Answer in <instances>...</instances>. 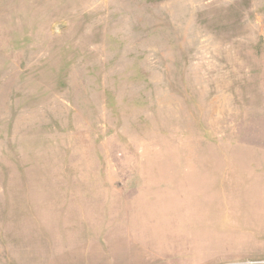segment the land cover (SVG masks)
<instances>
[{
	"label": "rangeland",
	"instance_id": "obj_1",
	"mask_svg": "<svg viewBox=\"0 0 264 264\" xmlns=\"http://www.w3.org/2000/svg\"><path fill=\"white\" fill-rule=\"evenodd\" d=\"M125 194L157 246L264 264V0H0V264L68 259Z\"/></svg>",
	"mask_w": 264,
	"mask_h": 264
},
{
	"label": "crops",
	"instance_id": "obj_2",
	"mask_svg": "<svg viewBox=\"0 0 264 264\" xmlns=\"http://www.w3.org/2000/svg\"><path fill=\"white\" fill-rule=\"evenodd\" d=\"M144 200L147 199L140 195H122V204L98 218L88 244L58 264H193L191 242L187 236L177 235V230L175 240L169 241L167 247L156 245L155 233L159 229L147 221L151 217H142L145 213L136 205ZM201 258H196V263H201Z\"/></svg>",
	"mask_w": 264,
	"mask_h": 264
}]
</instances>
